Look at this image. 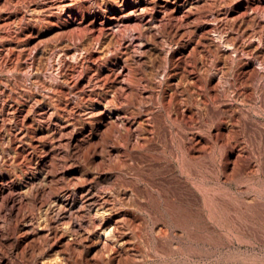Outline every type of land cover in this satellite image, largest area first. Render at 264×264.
<instances>
[{"label":"rangeland","instance_id":"374dc122","mask_svg":"<svg viewBox=\"0 0 264 264\" xmlns=\"http://www.w3.org/2000/svg\"><path fill=\"white\" fill-rule=\"evenodd\" d=\"M0 264H264V0H0Z\"/></svg>","mask_w":264,"mask_h":264},{"label":"bare ground","instance_id":"6f19581e","mask_svg":"<svg viewBox=\"0 0 264 264\" xmlns=\"http://www.w3.org/2000/svg\"><path fill=\"white\" fill-rule=\"evenodd\" d=\"M123 5V4H122ZM149 7L148 6V2L143 3V4H138L135 6H132L131 8H129V11L126 10L127 12L124 14H114L112 15L110 18L108 17L107 19H101L97 25H100L99 27L103 30H105L104 32L106 34H114V32L116 31L117 28H119L122 26H126V25H131L133 24L136 25V28H138L137 26L140 24H151L154 21H157L156 18L154 16H150L148 17V11H149ZM122 8V7H121ZM177 16V15H176ZM104 17V16H103ZM140 18V19H139ZM159 20V19H158ZM141 21V22H140ZM96 23V19L94 21H92L90 24H88L87 26H84L83 28L80 29L81 33H87V31L89 29H93L92 26H94ZM160 23V20H159ZM158 23V25H159ZM72 25V24H69ZM67 26V25H66ZM132 26V25H131ZM132 26V27H133ZM150 26V25H149ZM79 27V26H78ZM97 27V28H99ZM71 28V27H70ZM125 28V27H124ZM66 29V28H65ZM122 29V28H121ZM77 30V29H75ZM118 30V29H117ZM95 31V30H94ZM70 32V31H69ZM81 35V34H80ZM79 35V36H80ZM107 36V35H106ZM109 36V35H108ZM77 37V36H76ZM65 62V61H64ZM68 67V63H65ZM73 66V65H72ZM70 67V65H69ZM71 68V67H70ZM72 69V68H71ZM111 69V68H110ZM67 70V69H66ZM102 70V69H101ZM115 70V69H114ZM125 70H127V68L125 66H120V68L118 69V72H116L115 74L110 71L107 72L106 74L103 73L101 75H96L94 74V76L90 77V80L92 79H97L96 82H99V84L103 83L104 79L106 78H110L112 76V73L114 74L113 77H111L112 81H113V88L116 91H120V90H125L127 85H125V82L123 81L124 79H119L121 77H119V74L125 73ZM93 72V71H92ZM127 73V72H126ZM129 75V74H127ZM125 76V74H124ZM119 77V78H118ZM126 77V76H125ZM85 79V78H84ZM103 80V81H102ZM86 82V81H85ZM80 88V86H79ZM74 89V87H73ZM81 89V88H80ZM128 89V88H127ZM112 93V92H111ZM78 94V93H77ZM76 94V95H77ZM79 95V94H78ZM113 114V113H112ZM111 114V115H112ZM107 122H112L113 118L112 116L107 117ZM106 122V121H105ZM106 124V123H105ZM113 124V123H112ZM83 195L81 197H78L76 192L73 191H67L65 193H63L62 195H60L58 197V199H56V203H55V214H56V218L58 220H62V222L64 221V218H71L73 214L82 211L83 213H90L92 212V209L96 206L98 200V191L97 188L94 185H88L85 189L84 192H82ZM79 194V193H78ZM106 201V199H105ZM100 203V202H99ZM100 206V205H99ZM100 212V211H98ZM81 213V212H79ZM91 214V213H90ZM77 215V214H76ZM86 216V215H85ZM56 219V220H57ZM86 219V218H85ZM70 220V219H69ZM68 221V220H67ZM71 222V220L69 221ZM72 223L73 226H81L84 223V220L78 217H74L72 219ZM85 225V224H84Z\"/></svg>","mask_w":264,"mask_h":264}]
</instances>
